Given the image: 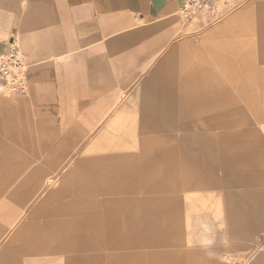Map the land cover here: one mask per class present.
<instances>
[{
    "label": "rangeland",
    "instance_id": "374dc122",
    "mask_svg": "<svg viewBox=\"0 0 264 264\" xmlns=\"http://www.w3.org/2000/svg\"><path fill=\"white\" fill-rule=\"evenodd\" d=\"M181 15L156 57L42 125L43 165L46 147L74 136L65 196L77 203L61 209L55 195L34 217L47 195L34 192V169L13 172L0 186V264H21L25 247L70 255L95 235L115 264H201L214 247L226 264H264V0Z\"/></svg>",
    "mask_w": 264,
    "mask_h": 264
},
{
    "label": "crops",
    "instance_id": "0c3cea01",
    "mask_svg": "<svg viewBox=\"0 0 264 264\" xmlns=\"http://www.w3.org/2000/svg\"><path fill=\"white\" fill-rule=\"evenodd\" d=\"M183 2L0 0V53L15 46L24 55L28 70L25 92L13 97L0 95V186L12 180L13 172L34 169V192L47 195L35 208L34 217L55 195L62 198L61 209L77 203L74 197H66L67 184L78 166L77 160H72L74 136L59 137L54 149L46 147L43 165L42 125L52 124L72 97L98 95L92 88L118 84L120 77H129L135 66L142 67L170 45L184 24L180 12ZM27 200L24 197L17 202ZM33 218L25 224H31ZM91 220L87 217L77 224L83 228ZM106 226L98 228L106 230ZM94 239V243L91 237L90 242L81 240L70 255L64 254L66 249L25 247L18 260L21 264H115L113 246L107 245L106 236L95 235ZM212 250L215 257L205 254L201 264H226L224 249ZM61 252L62 256L53 254ZM122 259L121 264H128Z\"/></svg>",
    "mask_w": 264,
    "mask_h": 264
},
{
    "label": "built area",
    "instance_id": "2783aa9c",
    "mask_svg": "<svg viewBox=\"0 0 264 264\" xmlns=\"http://www.w3.org/2000/svg\"><path fill=\"white\" fill-rule=\"evenodd\" d=\"M181 14L195 17L210 5L211 0H183ZM27 62L14 46L0 53V94L23 93L27 90Z\"/></svg>",
    "mask_w": 264,
    "mask_h": 264
}]
</instances>
